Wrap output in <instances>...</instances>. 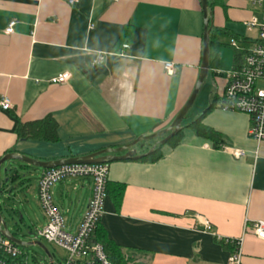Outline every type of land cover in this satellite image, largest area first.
<instances>
[{
    "label": "crops",
    "instance_id": "obj_1",
    "mask_svg": "<svg viewBox=\"0 0 264 264\" xmlns=\"http://www.w3.org/2000/svg\"><path fill=\"white\" fill-rule=\"evenodd\" d=\"M262 13L252 0L215 4L209 43L220 44L218 66L209 68L183 118L180 142L159 146L166 134L146 149L133 148L141 156L155 145L162 155L155 163L108 162L98 226L128 264H226L234 248L224 240L239 239L240 264H264V242L250 231L252 222H264V140L250 138L247 115L221 107L226 72L238 65L229 41L254 44L257 33L244 23ZM202 36L199 0H0V100L11 105L0 109V159L82 158L167 129L196 85ZM223 47L232 52L225 50L222 64ZM98 56L102 60L93 68ZM166 62L175 65L172 76L165 74ZM61 74L68 75L64 84L50 83ZM48 117L57 126V142L17 138L19 124ZM199 118L219 136L217 144L189 128ZM232 150L245 156L235 159ZM7 162L0 181L11 179L17 200L36 204L41 216L24 225L34 232L46 224L37 201L45 170ZM15 173L19 179L13 181ZM51 194L61 202L65 232L74 234L91 196L90 179H67Z\"/></svg>",
    "mask_w": 264,
    "mask_h": 264
},
{
    "label": "built area",
    "instance_id": "obj_2",
    "mask_svg": "<svg viewBox=\"0 0 264 264\" xmlns=\"http://www.w3.org/2000/svg\"><path fill=\"white\" fill-rule=\"evenodd\" d=\"M65 1L68 5L78 2ZM252 5L263 11L260 18L252 17L244 23L247 30L256 31V41L244 55L241 64L226 72V87L221 107L247 115L251 121L249 136L256 143H260L264 140V0H252ZM14 25L15 21H10L5 34L11 35ZM229 46L234 50H240L238 42L234 39L229 41ZM126 49L127 46L122 47V50ZM101 60V56L95 58L92 67L98 66ZM163 68L167 76H172L175 72V65L172 62L164 63ZM67 80L68 75L61 74L52 78L50 83L64 84ZM10 108V102L2 98L0 109L7 111ZM231 155L235 159H240L245 153L241 150H232ZM108 171V163L69 164L45 170L38 179L37 201L46 224L34 230L32 236L34 240H43L62 249L65 252L62 264H110L102 246L92 241L93 233L103 215ZM75 178L90 179L91 196L76 232L68 234L64 230V219L53 203L51 188L67 179ZM206 229H210L207 224ZM250 231L258 240L264 242L263 221L252 222ZM241 243L242 239L224 240V244L232 245L234 248L226 264H240ZM21 255L19 246L8 241L0 233V264H28L20 261Z\"/></svg>",
    "mask_w": 264,
    "mask_h": 264
},
{
    "label": "water",
    "instance_id": "obj_3",
    "mask_svg": "<svg viewBox=\"0 0 264 264\" xmlns=\"http://www.w3.org/2000/svg\"><path fill=\"white\" fill-rule=\"evenodd\" d=\"M199 4L201 6V12L203 16V36H202V55H201V63L199 68V75L197 78L196 85L193 89V92L191 93L189 99L185 103V105L181 108V110L178 112L176 117L174 118L171 125L160 132H156L152 134L151 136L146 137H140L131 142L128 145H125L118 149H105L93 154H90L88 156L82 157V158H71L67 160H59V161H52V162H39L32 159H29L25 156H18L16 154H7L3 156L0 159V167L7 161H16L18 163H22L29 167L39 168L42 170H50L62 165H69V164H100V163H108L110 161L115 160H130V159H138L141 156H135V151L133 148L144 141H152L155 139H158L166 134H168L163 140L157 142L159 146L164 145L170 138H172L175 134L178 133L180 130L181 123L183 121V118L185 117L186 113L190 109L191 105L193 104L195 97L197 95V92L203 82V80L206 78L208 70H209V34H210V28H209V10H208V3L207 0H199ZM155 150V145L150 148L147 154L152 153ZM123 153L122 156H116L117 154ZM8 171V170H6ZM4 186L9 184L8 191L6 193L11 195L14 192V188H11V179H7L4 181ZM3 184L0 181V193L2 190ZM7 201L10 199L7 198ZM14 212L13 210H11ZM18 215V220L14 222L13 229L15 230V233L18 234V231L20 230V227H22V219L23 216H21V213L14 212ZM0 233L6 238L8 241L13 243L14 245H17L19 247L28 248L31 246L38 247L44 254L46 261L48 264H54L53 258L50 254V252L47 250V248L37 240H33L31 242H22L17 239L16 234L12 233L8 229V225L5 222L4 218L1 215V209H0ZM28 236H31L30 233L27 234Z\"/></svg>",
    "mask_w": 264,
    "mask_h": 264
},
{
    "label": "trees",
    "instance_id": "obj_4",
    "mask_svg": "<svg viewBox=\"0 0 264 264\" xmlns=\"http://www.w3.org/2000/svg\"><path fill=\"white\" fill-rule=\"evenodd\" d=\"M217 3H220V0H212L211 3H208L209 15L211 13L212 7ZM209 27H210V17H209ZM219 33H224V32L220 31ZM232 39L236 40L240 46V50H234L232 48L234 51L233 53L234 60L238 65H240L243 60L244 55L247 53L248 49L253 45V43L247 41L246 39H240V38H232ZM219 48H220V44L212 43V42L209 43V68L210 69H216L218 66ZM200 120L201 119L199 118L196 121L192 122L189 125V128L194 130L195 133L199 137L211 140L214 144H217V142H219V136L215 134L213 131L202 126L200 123ZM16 136L19 140H24V141L33 140V141H43V142L55 143L58 140L57 126L50 117L42 121H36V122H31V123H26V124H19L16 129ZM181 137H182V134H181V128H180L178 133L175 134L172 138H170L166 142V145L170 147H175L180 142ZM161 156L162 155H161L160 149H155L150 154H144L143 156L138 158L137 161L141 163H155L161 158ZM25 167H29V166H25ZM15 174L16 175L12 178L13 181H15L16 179H19V176L17 175V173ZM107 193H108V184L106 187V194ZM21 223L23 226L25 225V222L23 221V219ZM27 229H28V232L32 236L33 234L32 229L30 227H27ZM92 241L93 243H96L102 246L110 264H128L129 263L128 260H126L124 256L121 254L118 248H116L115 246H113L107 240L104 239L103 235L99 231V226L96 227L93 233ZM19 248L22 252L20 261L28 263V256L26 253V248L24 247H19ZM50 254L53 258L54 257L53 253L50 252ZM33 260L35 262V259Z\"/></svg>",
    "mask_w": 264,
    "mask_h": 264
},
{
    "label": "rangeland",
    "instance_id": "obj_5",
    "mask_svg": "<svg viewBox=\"0 0 264 264\" xmlns=\"http://www.w3.org/2000/svg\"><path fill=\"white\" fill-rule=\"evenodd\" d=\"M225 50H229L230 52H232L230 48H227V47L222 48V50H221L222 64L225 61V58L227 57V55L224 53ZM152 134H150L148 136H151ZM155 140H157V139H155ZM152 142H154V140L141 142L135 148H137L138 150L140 148L146 149L148 147V145L151 144ZM140 146H142V147H140ZM6 163H9V162H6ZM18 165L23 166L24 164L19 163ZM32 170L40 171L41 169L32 167ZM26 176H27V174H26ZM27 177H29V175ZM29 179L31 180V183L33 185L35 183L34 178L29 177ZM8 188H9V184L6 186L3 185L1 193H0L1 215L4 218L5 222L7 223L9 231L16 234L15 230L13 229V224H14V222H16L18 220V215L14 212L21 213V216H23L25 223H27L28 225H29V222L27 221V219H31V220L35 221L38 217L41 216V214H40V211L34 202L24 205V202L22 199L17 200V195L15 194V192H13V194L10 197L9 194L6 193V191H8ZM4 190H6V191L3 192ZM7 198H9L10 200L7 201L6 200ZM29 198L31 199V197H29ZM53 202L56 204V206L58 207V210H59L61 202L58 200V198L53 197ZM21 203L25 207H23L21 205ZM11 210H13L14 212H12ZM28 227H31V226H28ZM27 234H28V229L25 228L24 226H22V227H20V230L18 231V234H16V236H17V239L22 241V242L27 243V242L33 241L34 240V239L32 240L33 236H28ZM40 242L47 248V250L49 252L53 253L54 258H55V263L59 264L62 261V256L65 255V252L58 247H55L53 245H50V244L44 242L43 240H40ZM26 253L28 256V264H47L46 260L44 258L45 256H44L43 252L38 247H36V246L28 247V248H26ZM33 259H35V262Z\"/></svg>",
    "mask_w": 264,
    "mask_h": 264
}]
</instances>
